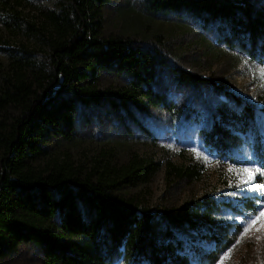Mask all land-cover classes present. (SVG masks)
I'll return each instance as SVG.
<instances>
[{
    "label": "trees",
    "instance_id": "obj_1",
    "mask_svg": "<svg viewBox=\"0 0 264 264\" xmlns=\"http://www.w3.org/2000/svg\"><path fill=\"white\" fill-rule=\"evenodd\" d=\"M108 1L66 0L58 14L50 15L56 37L47 80L32 88L19 79L0 91V110L11 112L0 118V257L28 244L37 248V264H213L242 229L240 222L219 218L224 201L203 197L155 214L124 192L148 180L158 168L155 161L92 172L66 162H43L51 141L72 137L78 105L103 104L137 127L140 120L128 117L131 105L144 101L170 116L173 105L158 78L163 73L206 89L210 107L198 128L203 147L235 157L249 148L264 168V102H250L211 78L169 64L171 49L164 41L148 46L102 35L101 13ZM142 4L149 13L183 10L224 47L264 65V0ZM100 71L125 82L102 90ZM191 108L184 118L200 123ZM187 172L191 178L198 173L195 168ZM188 233L196 240H187Z\"/></svg>",
    "mask_w": 264,
    "mask_h": 264
},
{
    "label": "rangeland",
    "instance_id": "obj_2",
    "mask_svg": "<svg viewBox=\"0 0 264 264\" xmlns=\"http://www.w3.org/2000/svg\"><path fill=\"white\" fill-rule=\"evenodd\" d=\"M142 2L109 0L101 13V34L126 37L148 46L157 39L164 41L171 49L169 64L211 78L250 102H264V65L224 47L210 29L189 13H149ZM65 4L66 0H0V91L19 79L32 88L47 80L51 72L50 44L56 37L50 15L58 14ZM158 78L165 99L173 105L170 116L160 106L143 101L140 108H129L132 115L128 117L135 116L142 124L137 127L103 104L78 105L72 137L51 141L43 162H66L81 172H92L119 168L133 161H155L158 168L150 178L125 188V193L155 214L164 206L175 207L203 197L224 201L227 206L219 218L240 222L242 229L213 264H264V217L244 232L252 217L264 209V191L248 190L243 181L249 174H243L242 180L239 171L264 168L257 165L249 148L246 155L244 151L243 156L235 157L228 153L217 155L203 147L198 128L210 107L206 89L176 82L163 73ZM124 82L100 71L97 86L110 91ZM189 104L193 107L190 111L196 110L201 117L200 123L195 117L184 118ZM10 114L0 110V118ZM189 168L198 171L195 177H189ZM262 180L257 175L255 183ZM194 239L192 233L187 234V240ZM37 255L36 247L21 244L2 255L0 264H37Z\"/></svg>",
    "mask_w": 264,
    "mask_h": 264
},
{
    "label": "snow or ice",
    "instance_id": "obj_3",
    "mask_svg": "<svg viewBox=\"0 0 264 264\" xmlns=\"http://www.w3.org/2000/svg\"><path fill=\"white\" fill-rule=\"evenodd\" d=\"M232 169H230L231 171ZM242 176L243 180V174H249L248 179L244 180V186L248 187V190H253V191H264V180H262L259 183H255L256 181V176L259 175L260 177L264 178V169L261 168H243L239 170ZM239 186V185H238ZM251 186V187H249ZM261 217H264V209H262L257 215L253 216L252 219L249 221L248 225L245 227L244 232H247L248 229L254 224L257 220H260ZM261 227H264V223L261 224ZM259 231V229H257ZM242 239V236H241ZM240 240H237V243H239Z\"/></svg>",
    "mask_w": 264,
    "mask_h": 264
}]
</instances>
